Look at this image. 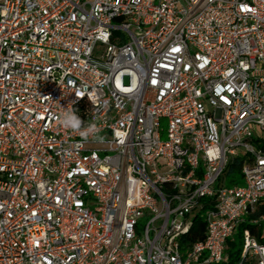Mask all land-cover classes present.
<instances>
[{
  "label": "built area",
  "instance_id": "1",
  "mask_svg": "<svg viewBox=\"0 0 264 264\" xmlns=\"http://www.w3.org/2000/svg\"><path fill=\"white\" fill-rule=\"evenodd\" d=\"M262 208L264 0H0V264H264Z\"/></svg>",
  "mask_w": 264,
  "mask_h": 264
},
{
  "label": "trees",
  "instance_id": "2",
  "mask_svg": "<svg viewBox=\"0 0 264 264\" xmlns=\"http://www.w3.org/2000/svg\"><path fill=\"white\" fill-rule=\"evenodd\" d=\"M244 157L235 158L232 163L229 165L228 170L226 172L227 181L226 184L231 185H239L242 183L241 176V168L244 163ZM229 179V180H228ZM203 211H200L192 218V226L189 234L187 235V239L189 243H193L196 241H202L205 238V224L202 219ZM264 211V208L260 212ZM260 214V213H258ZM236 243L230 244L229 248L226 250V253L229 255V264H240L238 260L239 249H235ZM248 264V263H241Z\"/></svg>",
  "mask_w": 264,
  "mask_h": 264
},
{
  "label": "clouds",
  "instance_id": "3",
  "mask_svg": "<svg viewBox=\"0 0 264 264\" xmlns=\"http://www.w3.org/2000/svg\"><path fill=\"white\" fill-rule=\"evenodd\" d=\"M76 96L77 98H82L79 93H76ZM72 103H75V101ZM72 103L67 108L61 107L62 111L56 114L55 119L58 125L77 133L85 142L91 139L95 142L103 143L105 137L100 135V126L96 122L85 124V121L77 114V110L73 108Z\"/></svg>",
  "mask_w": 264,
  "mask_h": 264
},
{
  "label": "rangeland",
  "instance_id": "4",
  "mask_svg": "<svg viewBox=\"0 0 264 264\" xmlns=\"http://www.w3.org/2000/svg\"><path fill=\"white\" fill-rule=\"evenodd\" d=\"M165 137L163 136V138L162 139H164ZM229 180V179H228ZM241 185V184H240ZM227 186H229L228 184H227ZM232 186V185H231ZM142 221H145V219L144 220H142ZM234 239L236 240V245H235V249H239L240 248V245H241V242H240V238H239V236H237V235H235L234 236Z\"/></svg>",
  "mask_w": 264,
  "mask_h": 264
}]
</instances>
